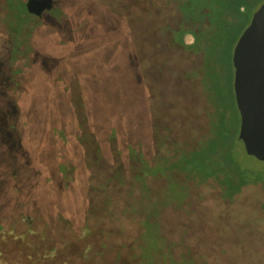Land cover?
<instances>
[{
    "label": "rangeland",
    "instance_id": "rangeland-1",
    "mask_svg": "<svg viewBox=\"0 0 264 264\" xmlns=\"http://www.w3.org/2000/svg\"><path fill=\"white\" fill-rule=\"evenodd\" d=\"M5 1L0 0V66L8 33ZM210 1L212 24L219 13L231 21V11L241 3L244 11L232 17L239 21L232 23L237 28L264 2ZM176 4V0H53L42 15L31 13L17 60L18 86L0 89V209L13 208L9 174L17 166L19 183L30 182L35 197L46 206L42 214L49 223V239L62 235L69 240L85 219L91 226L116 225L119 237L130 239L144 216L142 205L164 197L171 202L160 203L153 218L175 260L172 264H264V172L251 174L250 180L256 175L260 180L243 185L232 197L235 183L228 171L213 165L205 170L188 167L179 170L182 177L170 180L165 195L164 176L145 174L142 183L136 179L139 161L127 159L120 139L114 141L121 154L107 141V129L121 123L142 140L148 157L155 152L159 135L189 144L196 139L197 147L205 139L209 118L200 71L204 55L173 40L171 31L181 19ZM14 8L8 15L21 18ZM233 47L226 46L225 51L233 55ZM213 64L216 91L238 110L232 57L221 52ZM77 123L100 140L102 157L91 162V169L84 156L92 146L75 137ZM228 124L227 147L233 149L237 131L233 132L234 121ZM55 127L65 130L64 140L54 134ZM183 148L186 144H174L166 153L180 154ZM63 159L75 167L66 187L60 184L57 168ZM160 159L170 172L179 169L170 159ZM184 178L191 181L187 197Z\"/></svg>",
    "mask_w": 264,
    "mask_h": 264
},
{
    "label": "trees",
    "instance_id": "trees-1",
    "mask_svg": "<svg viewBox=\"0 0 264 264\" xmlns=\"http://www.w3.org/2000/svg\"><path fill=\"white\" fill-rule=\"evenodd\" d=\"M176 2L181 19L178 26L171 31L173 40L184 45V34L191 32L196 37V43L191 47H185L192 51H202L204 55L200 71L202 72L205 97L208 104L205 111L209 118V129L204 134L205 139L197 147L194 146L196 139L193 140L194 143L189 144L166 134L159 135L155 152L152 153L151 157H148L141 149L142 140L133 135L127 124L112 125L107 129L106 138L118 154H121L122 151L118 149L114 139H120L125 148L127 159L139 161L136 179L141 180L142 183L145 174L164 176L167 181L165 195L169 190L170 180L182 177L180 169L188 167L197 169V167H200L205 170L213 165L222 169L223 172H229L230 182L235 183L233 197L241 190L243 185L250 181L260 180L258 175L254 176L253 180H250L249 176L253 173H263L264 169L243 164L235 154V141L239 133L238 128H240L238 110L235 109L234 111L232 103L227 100L228 98L220 97V92L216 91L214 81L217 77V69L213 64V60L219 57L221 52H224L229 58L232 57L231 51L228 53L225 51V47L229 46L231 48L232 44L235 45L237 37L240 36L242 29L251 18L247 19L239 28L233 26V21L237 19L232 17H237L245 9L244 7L241 8V3H237L231 11V21L223 18L224 14L219 13L215 23L212 24L210 0H176ZM24 4L23 0H17L13 3L12 0L5 1L6 13L14 5L17 15L21 18L16 19L5 13L8 33L4 38V46L2 45L0 89L11 88L12 85L14 88L18 86L16 75L20 72L21 64L17 63V60L23 52V50H20V46L26 39L28 29L25 25L31 15ZM20 5L23 7H20ZM212 26L215 27L212 28ZM234 29L236 30L234 31ZM174 32H177V34L175 35ZM220 48L224 50L219 51ZM221 95L223 96V94ZM211 113H215L216 117ZM233 114H235L234 117ZM231 120L235 122L233 132L237 131L233 149L227 147L230 132L227 126ZM13 125L14 121L11 119L10 127L12 129H14ZM77 129V131H74L75 137L80 141H84L88 146H92L91 153L86 151L87 153L85 152L84 156L86 165L91 169V162H97L102 157L100 140L93 131L88 128L84 129L81 123H77ZM54 134L61 140L66 138L65 130L60 127L54 128ZM174 144L182 146L186 144L187 148H183L180 154H176L175 151L168 155L166 153L168 147ZM12 157L17 160L16 155H12ZM162 157H166V160L170 159V162L179 169L170 172L167 165L160 162ZM232 167H237L238 170L231 172ZM57 168L60 173V184L66 187L73 177L71 172L75 168L74 164L69 159H63L57 164ZM28 178L30 179V177ZM9 179L13 189V196L10 201L13 208L10 212L0 209V264H172L175 262L167 249L159 224L153 218L159 209L160 203L171 202L165 201L164 197L161 201L151 203V205H142L144 216L137 221V233L130 239L119 237V234L116 233V230H118L116 225L98 222L99 225L91 226L86 219L77 231H73L75 236L73 235L69 240H66L62 235L55 239H52V237L49 239L46 233L49 223L42 214V207L45 208L46 206L38 197H35L31 183L29 182L27 186L19 183L17 166L11 169ZM184 180L189 185L187 197L191 181L187 178H184ZM262 183L264 185V182ZM223 198L226 199V197ZM183 201L184 199L180 202ZM56 219H58L57 216ZM106 254H110L111 258H105ZM183 261L185 260L180 262Z\"/></svg>",
    "mask_w": 264,
    "mask_h": 264
},
{
    "label": "water",
    "instance_id": "water-1",
    "mask_svg": "<svg viewBox=\"0 0 264 264\" xmlns=\"http://www.w3.org/2000/svg\"><path fill=\"white\" fill-rule=\"evenodd\" d=\"M53 0H26L28 12L41 15ZM234 94L240 114L235 154L245 165L264 169V2L252 14L233 49Z\"/></svg>",
    "mask_w": 264,
    "mask_h": 264
},
{
    "label": "clouds",
    "instance_id": "clouds-1",
    "mask_svg": "<svg viewBox=\"0 0 264 264\" xmlns=\"http://www.w3.org/2000/svg\"><path fill=\"white\" fill-rule=\"evenodd\" d=\"M183 43H184V46H186V47H191V46L195 45V43H196L195 35L192 34L191 32H186L184 34Z\"/></svg>",
    "mask_w": 264,
    "mask_h": 264
},
{
    "label": "flooded vegetation",
    "instance_id": "flooded-vegetation-1",
    "mask_svg": "<svg viewBox=\"0 0 264 264\" xmlns=\"http://www.w3.org/2000/svg\"><path fill=\"white\" fill-rule=\"evenodd\" d=\"M48 10H49V9H48ZM44 11H45V10H44ZM44 11H43V12H44ZM43 12H42V13H43ZM30 13H32V12H30ZM32 14H34V13H32ZM34 15H36V14H34ZM41 15H42V14H41ZM36 16H40V15H36Z\"/></svg>",
    "mask_w": 264,
    "mask_h": 264
}]
</instances>
